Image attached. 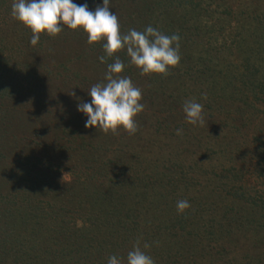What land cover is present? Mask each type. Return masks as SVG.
Listing matches in <instances>:
<instances>
[{
  "label": "rangeland",
  "instance_id": "rangeland-1",
  "mask_svg": "<svg viewBox=\"0 0 264 264\" xmlns=\"http://www.w3.org/2000/svg\"><path fill=\"white\" fill-rule=\"evenodd\" d=\"M94 5L95 9L99 4ZM110 5L120 19L125 15L137 19L144 14L145 24L166 35L178 34L180 63L169 67L167 74H158L161 82L156 83L138 70L137 77L144 80L140 86L144 110L135 117L137 132L129 134L119 127L116 133H105L86 128V117L77 111L79 102L91 101L87 91L103 82L102 75L71 64L68 79L61 84V76L52 80L32 55L21 56L34 69V76L2 105L7 104L19 120L12 124L18 138L7 144L1 140L0 205L5 207L0 208V233L31 237L26 246L31 257L39 253L33 250L31 254L30 244L52 248L82 242V248L88 247L104 264L112 255L126 264L128 252L139 241L141 250L154 259L155 247L144 248L148 245L145 236L154 232L153 224L146 226V216H133L135 196L123 198L121 189L108 186L110 181L101 174V167L113 169L127 161L137 167L135 160L148 165V161L165 159L177 150L172 161L193 164L203 174L200 185L214 186L215 190L187 219L182 215L165 228L172 244L190 243L180 254L172 252L169 264H243L255 252L264 253V208L233 198L225 185L235 183L225 180L232 163L241 172L242 167L250 168L247 164L259 167L264 160V0H111ZM10 29L4 26L0 34L11 39ZM73 39L64 33L54 47ZM251 68L253 74L249 73ZM191 69L193 77L205 75L198 83L199 91L184 87L182 76L178 77ZM226 77L231 83L225 90ZM247 78L251 79V89L242 88L240 83ZM159 89L165 94H157ZM175 97L181 105L173 102ZM189 99L203 105V126L186 123L183 104ZM177 129L183 130L182 135L176 134ZM69 130L78 136L76 145L85 147L76 151L62 147ZM27 156L31 157L28 164ZM218 164L225 188L218 180L219 187L215 186L210 177ZM188 170V176H196L193 168ZM92 171L93 180L89 177ZM132 174L130 170V177ZM242 179L245 187L264 191V179L249 174ZM199 191L196 185L179 200L197 194L201 197ZM173 210L178 213L177 208ZM92 215L101 219V226H95L96 222L91 226L87 218ZM164 248L162 244L160 250ZM154 261L161 264L158 258Z\"/></svg>",
  "mask_w": 264,
  "mask_h": 264
},
{
  "label": "trees",
  "instance_id": "trees-1",
  "mask_svg": "<svg viewBox=\"0 0 264 264\" xmlns=\"http://www.w3.org/2000/svg\"><path fill=\"white\" fill-rule=\"evenodd\" d=\"M12 2L13 0H0V33L4 26H7V29L12 28L10 29V33L12 35L11 39L8 35L5 34L7 36L6 37L4 33L0 34V149L3 147V145L1 144V140L5 141V143L7 144L8 142H14L16 138H18L14 137V134H16L18 130L15 129L12 124H16L15 122L19 120L10 112V110H8L9 108L6 107L7 104L6 106L2 105H4V101L7 102L9 99H12L18 91H21L24 85L28 83L29 80H31L34 76V69L28 67L29 62L26 63L21 56L28 57L32 55L33 57L31 58L34 60V62H38L43 70H45L46 73L51 76L52 80L61 76L62 79L58 82L61 84H64L68 79V75L66 74L68 71L67 67L71 66V64L79 69L84 67L90 68L89 70H93L94 73L102 75L100 77L104 81V74L107 70V64L112 63L116 57H119L126 65L124 71L119 75L130 77L136 87L140 88L141 85L143 87L144 80L137 77V71L139 69L135 65H132L130 63V58L127 56L126 50H119L114 54L112 58H109L106 63H100L98 58L104 55L102 48V44L104 41L89 44L87 42V34L83 30H71L65 27L64 31L54 37H51L46 33H41L39 43L36 46H31L30 39L32 36V32L22 23L12 18ZM73 2L76 4L87 3L89 6V10L92 11L95 10V2L99 4L96 5V7L102 6V0H96L94 2L92 0H73ZM110 7L112 6L110 5ZM110 11L114 12V10L111 9ZM144 17V14L138 16L137 19L132 18V16L127 17L126 15L121 19L118 17L121 33L126 34L129 29L143 31L146 27L149 26L147 25L148 23L146 22ZM148 17L151 18L152 16L149 15ZM64 33L66 36L70 35L71 37H73V41H70L68 44L64 43V41L63 44H59V47H54V43L59 42L60 36H62ZM7 34H9L8 31ZM83 41L84 44L82 43ZM262 68L264 69V66ZM192 69L184 72L183 74L180 73L178 77L180 78L182 76L181 83L184 85V87H192V89L195 88L197 91H199L198 83L202 81V78H204L205 75H200V78L193 77L191 73ZM43 70H41V72H39L38 70L39 74H42ZM201 72H203V70ZM249 73L253 74V68L250 69ZM259 73L260 72L256 71L257 76H259ZM262 73L264 74V72ZM160 78L161 76L156 73L146 75V79H148V81H150L151 83H156V81L161 82L158 81ZM225 80L226 90L230 86L229 84L231 83V79L229 80V77H226ZM250 81L251 79L249 78L241 80L240 83L242 85V88L247 87L251 89ZM259 84H261V82ZM144 92L147 91L144 90ZM159 93L164 95L165 91L163 89H159L157 90V94ZM167 99L168 97L165 100ZM178 100H180V98L175 97L173 99V102H175L176 105H181L182 101L179 103ZM66 132L69 137L68 140L66 138V144H63L62 146L64 149H73L76 151L85 147H78L76 145L78 136H74L72 130ZM42 145L43 144L41 143V146ZM45 147L48 146L45 145ZM166 149L168 151V148ZM225 151L226 150H224V153ZM176 152L178 151L176 150L175 153H170L165 159L161 158L160 160H156L155 162H153V160H150L148 161V165H144L143 163H140V161L135 160L134 162L137 163V167L132 164V161L131 164L129 163V161H127V163L120 162L118 165H115L113 169H110L109 167L106 168V166L104 168L101 167V174L107 176V180L110 181L107 182L108 186H116L117 188L121 189L123 191V194L121 195L123 198L127 197L129 194L135 196L136 200L133 201L132 204V210L135 214L133 216L135 218L141 217L140 219H143V216H146V226L148 224H153L154 232L151 233L149 231L147 233V236H145L147 237L145 238V243H148V245L152 248L155 247L156 250L154 252V257L158 258V260L160 259L161 264H169V261L172 257V252H174V254H180V252L184 251L183 249L190 248V243L188 244V246H186L185 244H182L183 246H177L174 245V243L172 244L168 240L165 228L168 230L170 226H172V224H174L179 220L180 217H182V215L187 219L192 214V212H196L197 209H194L195 207L199 206V209L201 206L205 205L206 200L209 198V196H213V191L215 190L214 186L212 188H207L206 186L203 187L202 185H200L202 183L201 181L204 179L202 177L203 174L198 173L193 164L187 163L190 169L193 168L196 176H188L189 168L187 164H185L186 161L179 162L176 159L172 161V157L176 155ZM103 154H105L106 156L107 153L104 152ZM1 157L2 155L0 154V158ZM106 158L104 159L106 160ZM24 159L25 158H23V160ZM30 159L31 157L27 156L25 163L28 164V162H31ZM179 160L181 161V159ZM19 162L20 161H18L17 164L23 163ZM167 162L168 164H166ZM262 163L263 164L259 167H255V165L253 166L251 165V163L247 164L248 166H250V168L242 167L244 170L242 171L241 169V172H239L237 170V167H235L232 163V166H229L227 168V171H229L230 175L228 177H225V180L234 181L235 183L225 184V180L224 182L223 180L220 181L222 179L221 174L223 172L221 170L220 164L216 165V170L211 172L210 177L211 180L213 177V184L215 186L219 187L218 185H216L217 180L218 182H220V185L223 186V188H225L224 186L226 185V192L229 194L231 193L233 195V198L236 197L238 199H245L250 201V203L252 202V206H259V208H264V191H258L253 186L252 189L247 188L245 187V183L241 182L243 180L242 177L245 174H249L250 177H258L259 179H264V160ZM256 168L258 172H255ZM249 169H252V172L249 173ZM130 170L133 173L131 177ZM94 171H92L93 173L89 174L91 180H93L95 177ZM261 181L263 182V180ZM126 182L128 185H125ZM196 185L200 186V191L198 193H201V197L198 194L190 197L188 201L191 207L185 210L183 214L180 213L179 216L175 215L178 214L175 212V210H173L174 207L176 208L177 201L179 199H183L186 196V192L191 190V188L195 187ZM105 192L108 193V196L111 195L108 190H106ZM4 207V205H0L1 210H3ZM174 216L177 217L174 218ZM93 217L90 216L87 218L88 222H92L91 226L95 224L94 222H96L95 226H101V219L97 216ZM205 226L206 225H204L203 223L204 229ZM30 231H32V229H30ZM38 231L36 232L37 234ZM20 235V233L16 236L4 235L0 233V264L105 263V261H101L99 258H94L92 256L93 253L92 255L90 254L91 251L90 249H88V247L85 248L86 250H84V248H82V242H66V244L60 243L59 247L52 248L51 245L47 247L43 246L42 243L38 247H36L37 245L35 243L30 244V246H28L31 249V254L33 250L39 253L32 254L31 257L26 249L27 243L31 237L26 236L25 239V237L23 238ZM87 238L89 237L87 236ZM162 244L165 245V248L160 250ZM151 251H153V249ZM254 254L255 255L250 256L251 258L248 256L245 263L243 262V264H264V262H262L264 253L255 252ZM192 264H195V262L192 261Z\"/></svg>",
  "mask_w": 264,
  "mask_h": 264
},
{
  "label": "clouds",
  "instance_id": "clouds-1",
  "mask_svg": "<svg viewBox=\"0 0 264 264\" xmlns=\"http://www.w3.org/2000/svg\"><path fill=\"white\" fill-rule=\"evenodd\" d=\"M110 3L111 0H102V6L92 11L87 3L76 4L73 0H13L11 16L31 30V46L39 43L41 33L54 37L67 27L83 30L89 44L104 41V55L98 58L100 63H106L123 49L141 75L167 74L169 67L179 65L181 56L178 34L166 35L152 26L143 31L129 29L126 34H122L116 13L110 11ZM125 67L119 57L108 63L104 81L94 84L87 91L91 101L77 104V111L86 117V128L94 127L105 133H116L122 127L129 134L137 132L135 117L144 110L142 91L133 84L130 77L119 75ZM183 112L186 123L192 126L204 125L201 103L194 99L185 100ZM182 132V129H177L176 134L182 135ZM190 207L186 199L176 203L177 211L181 214ZM148 247L144 245L145 249ZM107 264H122V261L112 255L108 257ZM126 264H155V261L141 250L137 241L127 254Z\"/></svg>",
  "mask_w": 264,
  "mask_h": 264
}]
</instances>
